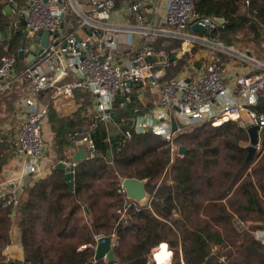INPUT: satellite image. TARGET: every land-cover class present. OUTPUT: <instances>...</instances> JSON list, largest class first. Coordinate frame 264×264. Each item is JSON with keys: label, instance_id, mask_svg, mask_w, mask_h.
<instances>
[{"label": "trees", "instance_id": "trees-1", "mask_svg": "<svg viewBox=\"0 0 264 264\" xmlns=\"http://www.w3.org/2000/svg\"><path fill=\"white\" fill-rule=\"evenodd\" d=\"M193 2L200 16L224 20L209 31L224 45L240 39L256 43L264 35V0ZM8 5V0H0V56L10 54L13 45L15 52L25 29L22 19L13 21ZM67 18L75 19L70 13ZM183 64L177 60L166 76L176 75ZM80 94L84 101L74 116L50 112L55 145L75 146L76 137L88 135L94 149L76 161L73 188L53 167L46 177L24 186L14 208L0 196V264H148L152 248L163 242L175 263L182 257L185 264H264V245L250 233L264 230V130L260 152L247 162L248 134L233 120L183 127L174 143L186 150L173 154L169 143L152 132L131 130L132 138H125L133 112L129 104L119 106V97L113 107L122 111L106 125L86 114L90 94ZM260 98L256 109L264 113ZM12 105L13 100L6 110ZM123 115H131V120H121ZM4 120L0 115V124ZM114 124L120 130L110 133ZM5 139L0 128V170L9 156ZM120 178L145 179L148 203L139 205L125 193L117 194ZM117 209H126L129 217L119 220ZM235 218L248 228L239 230ZM13 226L19 232L22 260L3 253ZM99 234L116 237V260L92 259Z\"/></svg>", "mask_w": 264, "mask_h": 264}, {"label": "built area", "instance_id": "built-area-1", "mask_svg": "<svg viewBox=\"0 0 264 264\" xmlns=\"http://www.w3.org/2000/svg\"><path fill=\"white\" fill-rule=\"evenodd\" d=\"M8 1V12L13 21L22 19L24 22L26 43L23 55H28L29 63L22 70L15 71L16 54H2L0 91L17 83L26 85L30 94L24 98L26 110L20 117L11 142L13 152L25 158L24 167L18 180L7 183L10 189L0 191V196H6V205L13 208L17 205L26 185V176L36 173L43 156L45 141L42 132L49 111L48 101L71 99L77 91L92 96L93 111L106 125L112 122L113 104L117 96L121 98L119 106L132 105V129L124 131L127 140L132 138L131 130L143 133L151 129L152 133L169 143L173 154H179V146L174 139L183 127L201 122L216 126L232 119L245 130L251 126L258 127L256 153L260 152L264 113L258 111L256 106L264 87L261 64H257L255 74L236 76L233 87L225 83L226 69L215 55L199 61L200 65L193 74L166 76L167 68L175 65L176 61L170 58L171 51L153 46L156 34L164 26L182 31L197 23L212 31L224 23V20L220 24L217 18L200 16L195 11L193 0H167L164 17L155 15L144 26L113 24L109 17L115 0H24L22 4L15 0ZM149 3L151 0H133L128 10L135 14L137 20H142L143 15L139 10ZM69 11L79 18L77 29H85L84 36L63 32L61 25ZM40 30L48 33L49 49L44 50L43 56L35 55L36 61L30 63V54L35 46L39 47ZM133 35L138 37V45L129 58H124L120 54L121 47L132 46L130 38ZM181 50L192 56L188 39L183 41ZM153 57L155 61H146ZM136 86L156 98V108L143 112L133 104L131 94ZM40 97L44 102L38 101ZM171 120L177 125L174 131ZM74 144H85L90 154L94 149L88 135L76 137ZM63 161L74 172L76 161ZM122 180L120 178L117 194L125 193ZM117 212L119 220L125 219L126 209ZM87 215L85 213L86 218ZM259 233L256 237L264 241V231ZM100 236L96 235L95 241ZM111 236L112 242L114 235ZM8 252L9 245L3 250L7 256Z\"/></svg>", "mask_w": 264, "mask_h": 264}, {"label": "crops", "instance_id": "crops-1", "mask_svg": "<svg viewBox=\"0 0 264 264\" xmlns=\"http://www.w3.org/2000/svg\"><path fill=\"white\" fill-rule=\"evenodd\" d=\"M18 4H22L24 0H15ZM133 0H115V7L110 13L109 20L118 26H144L145 23L150 20L153 16L164 17L165 14V5L167 0H151V3L147 4V6L141 8L139 13L143 15L142 20H137L135 14L128 10V5L132 3ZM9 6V5H8ZM8 9H6L7 11ZM9 11V10H8ZM72 14L75 19L69 20L67 15ZM79 22V18H77L72 12H67L63 18V26L67 32L70 34L75 32L79 35L84 36L86 34V30H78L77 24ZM74 28V30H73ZM25 30V29H24ZM23 36V35H22ZM188 39L190 42V48L192 52V56H188L181 50L183 41ZM132 41V46L128 48L121 47V56L124 58H129L133 52L135 47L138 45V37L133 35L130 38ZM22 41V38H21ZM20 41V45H21ZM217 42L220 44L217 46ZM20 45L15 48L14 45L11 47V54H16V64L15 71H20L24 67H26L29 63L28 55L24 54L23 57H18V48ZM154 47L156 49H167L170 52V58L173 60H183L184 64L180 71L176 74L178 76H188L189 74L195 73L197 68L195 64L199 61H202L207 56L214 53L215 57L219 59V62L226 69V78L225 83L230 87H233L234 80L236 76L240 74H255L257 73V64L262 65V69H264V35L262 38L256 43H250L246 48L239 47L238 42H235L230 45H223L219 40L215 37H212L207 32H200L191 30V26L186 28L185 30L179 31L178 29L170 26H164L162 31L156 34V39L154 41ZM176 63V62H175ZM192 66L194 68H192ZM19 85V84H17ZM14 86V88L10 87L4 89L0 92V115L5 116V120L0 124V128L2 130V134L6 136V141L10 144L9 156L5 163L2 165L0 170V191L6 192L10 189V186L7 185L8 182L12 180H18V177L22 174L25 158L17 156L12 148L11 142L14 136L15 128L20 120L22 113L26 110V105L24 103V98L28 94H30V90L24 92L19 87ZM24 92V96L22 95ZM80 92H75L73 98L71 99H50L48 101L49 111L48 115L44 121L43 125V138L45 141V150L43 152V156L38 162V167L36 173L30 176H26L25 183L31 184L32 180L36 178H44L46 177L54 165L60 160H71L73 155L79 150L84 149L85 156L89 155V150L85 144L72 146V143L66 146L58 147L55 145L54 135L51 128V120H50V112L58 117H66V116H74L82 107L84 97L80 96ZM262 93V94H261ZM260 93V97H264V91ZM16 96V97H14ZM79 96V97H78ZM93 101L91 95H89ZM133 104L139 106L141 111L146 112L150 111L157 107L156 98L148 93L147 91H142L138 86L134 87L133 92L131 94ZM120 98V96L116 97V101ZM16 98V99H14ZM260 98V99H261ZM11 100H13V105L9 109L6 110L7 104L11 105ZM121 100V98H120ZM39 102H44V100L40 97ZM132 108V105H130ZM94 110V108H92ZM122 108L117 107L113 108L112 122L107 124H113V118L116 116L117 111H122ZM88 112V111H86ZM88 114V113H86ZM82 115H76L81 117ZM131 116V115H130ZM124 117L121 120L129 119L131 117ZM112 132H118L119 126L114 124L110 126ZM59 149L61 150V156L59 155ZM85 215V213H84ZM86 219V217L84 216ZM11 242L9 244V258L22 260L24 257V253L22 250V246L18 243L19 232L16 226H13L10 231ZM168 248V247H167Z\"/></svg>", "mask_w": 264, "mask_h": 264}, {"label": "water", "instance_id": "water-1", "mask_svg": "<svg viewBox=\"0 0 264 264\" xmlns=\"http://www.w3.org/2000/svg\"><path fill=\"white\" fill-rule=\"evenodd\" d=\"M10 7H8L9 9ZM62 17V16H61ZM218 23H222L223 19L217 18ZM191 30L200 31V32H207V28L194 23L191 25ZM39 34H41V39L38 41L39 47L35 46V49L30 54L29 59L31 60L30 63L35 62L36 58L35 55H41L43 56L45 54L44 50L47 51L49 49L48 46V33L46 31H39ZM26 43V31H23L22 41L20 45V50L18 52V57H23V50ZM153 60L155 61L156 58H147L146 61ZM200 65L199 62L195 64V67L198 68ZM181 126V125H180ZM177 125L174 120H171V129L174 131L176 130ZM149 132H151V129H148ZM248 134V145L246 147L247 149V156L245 158V162L251 160L253 156L256 153V147L258 144V127L257 126H251L247 128L246 130ZM186 148L179 147V154H182ZM85 156L84 149H79L74 155L73 160L78 161ZM54 167L56 169H59L63 172L64 179L66 180L67 184L70 188H73V180H74V172L71 170V168L66 165V163L63 160L58 161ZM146 180L145 179H137V178H123L122 180V186L125 189L126 197L128 199L133 200L134 202L140 204L146 197H147V191L145 189ZM1 194V192H0ZM83 210L86 214H89L87 208L84 206ZM94 261H98L101 259H105L107 261H114L116 260V256L114 254V248L113 244L111 242V239L109 236L102 235L97 238L96 245H95V253L92 258Z\"/></svg>", "mask_w": 264, "mask_h": 264}, {"label": "rangeland", "instance_id": "rangeland-1", "mask_svg": "<svg viewBox=\"0 0 264 264\" xmlns=\"http://www.w3.org/2000/svg\"><path fill=\"white\" fill-rule=\"evenodd\" d=\"M219 42H221V41H219ZM222 43V42H221ZM223 44V43H222ZM249 44H250V42H246V41H241V39L238 41V46L239 47H244V48H246L247 46H249ZM218 45H220L218 42H217V46ZM224 45V44H223ZM211 55H214V53H211ZM179 71V70H178ZM17 87H19L21 90H23L24 92H27L28 91V87L26 86V85H22V84H19V85H17ZM24 92H22L23 94V96H24ZM90 97V96H89ZM90 100H91V104L89 105H87V107H86V111H88L87 113L89 114H91V115H93L94 117H96V114H95V112L93 111V101H92V99H91V97H90ZM229 120H232V119H229ZM233 121H236V120H233ZM237 122V121H236ZM239 124V123H238ZM247 145H248V143H247ZM148 199H149V196H148V193H147V197L139 204V205H146L147 203H148ZM117 210H121V209H117ZM118 213V212H117ZM119 214V213H118ZM129 216H128V213L126 212V217L125 218H128ZM120 218V217H119ZM235 220V226L239 229V230H243V229H247L248 228V223H240L241 221L240 220H238L237 218H235L234 219ZM262 231H264L263 229L261 230V229H254L253 231H251L250 233L253 235V237L257 240V241H259L262 245H264V241H262L263 239L261 238V237H256V235H260V233L259 232H262ZM112 235H114V234H112ZM112 237V236H111ZM113 241V244H115L116 243V237L114 236L113 237V239H112ZM165 245H166V250H167V261H169V264H185V262L183 261V259H182V257L181 258H179V263H175L174 262V254H173V252H172V250L168 247V244L166 243V242H163ZM163 243H161V244H163ZM161 244H159L158 246H160ZM158 246H156V247H154V248H152V250H151V252H150V254H149V256H148V264H152L153 262H154V264H159L156 260H155V258H154V250L158 247ZM168 247V248H167ZM213 249L215 250L216 249V247H213ZM170 252V253H169ZM164 264V263H163Z\"/></svg>", "mask_w": 264, "mask_h": 264}, {"label": "bare ground", "instance_id": "bare-ground-1", "mask_svg": "<svg viewBox=\"0 0 264 264\" xmlns=\"http://www.w3.org/2000/svg\"><path fill=\"white\" fill-rule=\"evenodd\" d=\"M154 258L159 264H169V261H167L166 245L164 243L154 250Z\"/></svg>", "mask_w": 264, "mask_h": 264}]
</instances>
